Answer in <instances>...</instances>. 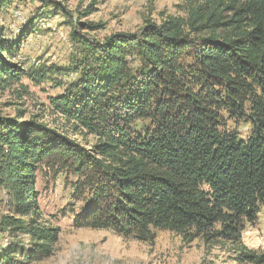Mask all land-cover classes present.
<instances>
[{"label":"trees","instance_id":"obj_1","mask_svg":"<svg viewBox=\"0 0 264 264\" xmlns=\"http://www.w3.org/2000/svg\"><path fill=\"white\" fill-rule=\"evenodd\" d=\"M195 1L188 18L86 43L83 63L74 67L80 82L53 106L98 136L91 153H78L45 126L0 117V192L16 198L20 213L35 211L33 185L43 163L65 155L81 172L87 158L94 195L80 226L144 241L154 239V229L169 230L188 242L232 243L241 261L264 263V252L242 244L243 229L264 205V0ZM15 2L0 0V9L10 13ZM23 37L5 39L0 27V83L25 76L14 62ZM145 119L152 122L147 132L131 128ZM227 119L247 133L229 128ZM23 223L2 218L3 226L38 240L28 258L49 256L58 230ZM16 246L5 249L9 264Z\"/></svg>","mask_w":264,"mask_h":264},{"label":"rangeland","instance_id":"obj_2","mask_svg":"<svg viewBox=\"0 0 264 264\" xmlns=\"http://www.w3.org/2000/svg\"><path fill=\"white\" fill-rule=\"evenodd\" d=\"M198 4L195 0H16L15 16L14 6L10 13L0 9L4 38L24 36L14 62L26 71L19 82L0 83L1 119L45 126L46 133H57L68 144L76 145L78 153H91L98 136L77 126L53 106L54 98L80 82L82 75L74 67L83 63L86 43L142 35L151 25H162L171 17L188 18L189 10ZM87 22L100 26L91 29L81 25ZM189 29H185L186 34ZM188 34L198 38L197 34ZM131 60L133 68L139 66L138 58ZM227 120L229 128L247 133L242 122ZM131 128L147 132L152 122L140 120ZM75 161L65 155L54 156L37 169L33 185L36 208L29 214L19 212L16 198L0 192V264H9L4 254L11 242L17 244L13 264H255L241 261V248L232 243H206L201 237L188 242L163 229H154V239L144 241L109 229L80 226L78 222L94 195L90 186L93 169L87 168L90 160L86 158V167L77 171ZM4 216L21 219L27 228L58 230L51 254L41 260L28 258L38 240L29 231L13 228L15 225L3 226ZM242 244L264 252V205L257 220L243 229Z\"/></svg>","mask_w":264,"mask_h":264},{"label":"bare ground","instance_id":"obj_3","mask_svg":"<svg viewBox=\"0 0 264 264\" xmlns=\"http://www.w3.org/2000/svg\"><path fill=\"white\" fill-rule=\"evenodd\" d=\"M17 16V15H16Z\"/></svg>","mask_w":264,"mask_h":264}]
</instances>
